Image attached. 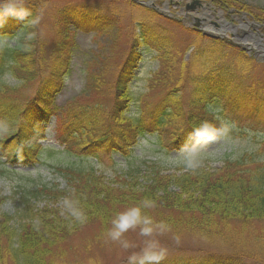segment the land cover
I'll list each match as a JSON object with an SVG mask.
<instances>
[{
  "label": "trees",
  "instance_id": "16d2710c",
  "mask_svg": "<svg viewBox=\"0 0 264 264\" xmlns=\"http://www.w3.org/2000/svg\"><path fill=\"white\" fill-rule=\"evenodd\" d=\"M203 1H211L223 11L247 13L264 26V6L238 0ZM23 3L28 17L7 16L0 23V78L8 76L18 83L10 86L0 81L1 174L15 172L5 164L34 160L41 150L38 142L44 139L43 124L52 115L56 139L67 156L91 159L98 165L115 161L118 152L122 159H130L132 148L145 135L167 152L182 150L191 142L193 127L204 121L217 128L243 121L245 125L239 126L242 138L264 129V77L261 84L256 80L261 88L256 83L245 86L243 80L257 68L264 75V66L223 41L206 40L195 30L130 0ZM44 15L59 28L54 49H47L37 36ZM124 17L132 27L131 42L114 78L105 82L108 70L103 64L91 68L82 93L56 107L53 98L67 74L63 60L68 52L60 41H67L69 26L105 34ZM261 32L264 34V28ZM14 38L18 39L15 46L3 43ZM145 52L154 53L158 69L146 80L145 93L134 98L130 86ZM34 83L33 93L28 95ZM252 88L253 93L248 90ZM104 94L105 101L112 103L107 110L97 107L90 97ZM153 95H157L155 102L150 101ZM33 123L37 125L33 127ZM142 166L126 167L110 178L93 167L56 168L65 178L66 189L43 186L24 190L22 220L17 227L11 216L0 212V264H66L64 245L83 226H98L94 241L101 244L109 239L107 231L115 215L144 199L155 204L143 210L144 214L154 222L167 223L169 236L199 238L217 251L229 250L218 262L210 255L198 264H244L249 259L264 264L263 228L258 227L264 224V141L255 152L224 160L218 169L203 165L163 174L155 163L143 162ZM67 196L79 201L88 217L84 224L61 215L59 205ZM37 198L48 205L35 213L29 201Z\"/></svg>",
  "mask_w": 264,
  "mask_h": 264
},
{
  "label": "rangeland",
  "instance_id": "374dc122",
  "mask_svg": "<svg viewBox=\"0 0 264 264\" xmlns=\"http://www.w3.org/2000/svg\"><path fill=\"white\" fill-rule=\"evenodd\" d=\"M164 4L170 7V2L173 0H161ZM241 3H246L252 6H264V0H238ZM197 12H200L197 10ZM177 17V11H171ZM215 15V13H213ZM42 21L37 26V36L41 42L45 43L47 49H54V41L59 40V28L55 24V20H48L45 15L42 16ZM235 19V18H234ZM236 20V19H235ZM131 25L128 23V18L124 17L120 21L113 23V26L105 33L100 34L94 31L79 30L75 26H69L65 37L67 41L61 44L64 50L68 52L67 58L63 60V64L67 74L63 76V86L55 94L53 103L57 107L63 106L67 101L80 95L84 88V80L91 68L105 66L108 70L105 76V82L114 78V73L117 67L122 63L128 48L130 46ZM239 33V32H238ZM228 36V32L225 33ZM16 40L4 41L10 46L16 45ZM238 42V41H237ZM206 46L207 41H203ZM52 49V51H53ZM185 58H188L189 52L186 53ZM155 55L152 52H145L142 54V61L137 65V70L134 72L135 80L130 86L133 97L137 98L145 93L146 80L143 73L146 69L154 66L155 72L157 70V62L154 59ZM101 68V66L99 67ZM262 70V69H260ZM260 70L254 71L245 76V86H250L252 83L261 84L264 75ZM152 72V73H153ZM151 73V74H152ZM1 82L10 86H17L18 83L9 77L0 78ZM56 80V79H54ZM261 88L260 85H257ZM35 83L31 85L28 95L33 93ZM251 93L255 89H248ZM104 97L90 96L97 107L102 109H109L111 101H105L107 94ZM157 95H153L150 101L155 102ZM245 123L238 121L233 127H227L226 133L219 141L210 143L205 150L206 158L204 164L211 169H218L222 166L224 160H234L238 156L246 152H255L258 150V144L264 141V129L259 128L254 133L249 132L246 138H242L239 126L243 127ZM55 119L51 117L47 123L44 134L45 139L40 143L41 150L35 154V160L27 163H18L14 165L17 172L0 173V178H7L13 183L12 192L9 195L0 196L3 200H12L15 210L8 214L13 218L12 225L17 227L18 222L22 220L20 213L23 209L22 199L24 190H35L46 186L51 188L57 186L59 189H66V181L64 176L56 172V168L71 167L73 170H88L91 167L96 168L100 173L110 178L114 173H119L126 167L136 168L143 167V162L155 163L163 170V174L182 173L186 172L183 161V153L181 150L167 152L157 144L153 143V138L146 135L138 139V144L132 148V156L130 159L116 158L115 161H105L96 166L91 159H73L64 152L63 148L55 139ZM240 134V135H239ZM1 162L4 163L2 160ZM203 167V166H202ZM201 167V168H202ZM190 170V169H189ZM45 174L61 177L64 180V187L61 188L58 183L46 179ZM29 205L36 213L48 205L44 199H34L29 201ZM61 207V205H59ZM262 234L264 235V224ZM99 228L96 225H85L82 227L75 237L68 239L64 245L67 250L65 258L66 264H89V261H95V264H127L128 256L133 253H140L146 241L149 239L158 240L160 246L167 249V255L161 264H171L179 262L197 263L202 261L207 256L213 255L214 261L218 262L224 258L225 253L229 250L217 251L205 244L199 238L185 237L177 238L171 237L164 233L162 235L154 233L152 237H143L139 234V228L130 229L122 237L131 247L125 249L119 242H113L109 239L104 240L103 243H95V236H98ZM245 264H252L247 262Z\"/></svg>",
  "mask_w": 264,
  "mask_h": 264
},
{
  "label": "clouds",
  "instance_id": "9594fccd",
  "mask_svg": "<svg viewBox=\"0 0 264 264\" xmlns=\"http://www.w3.org/2000/svg\"><path fill=\"white\" fill-rule=\"evenodd\" d=\"M7 16H14L19 19L28 17L29 12L23 0H0V23ZM154 70V66L146 69L143 73L144 78L150 79ZM227 127L225 125L223 128H217L209 121H204L199 126L193 127L189 137L191 142L185 144L181 150L186 168L196 170L202 167L206 158L205 150L207 146L210 143L219 141L225 135ZM45 175L46 179L58 183L61 188L64 187L63 178L54 177L51 174ZM12 189L13 183L11 181L7 178H0V196L9 195ZM60 204L61 215H66L81 225L87 221L88 217L81 208L79 201L72 198V196L64 197ZM153 207H155V204L152 200L144 199L139 204L118 212L111 220V228L107 231V237L113 242H119L123 248L128 249L131 245L122 237L130 229L139 228V234L143 237H152L154 233L162 235L170 231V226L167 223L163 221L154 222L150 216L144 214L143 210ZM14 210L12 200H0V212L11 214ZM36 226H39V220L36 221ZM166 255L167 249L161 247L158 240L149 239L140 253H133L128 256L127 264H161ZM89 264H95V261L90 260Z\"/></svg>",
  "mask_w": 264,
  "mask_h": 264
},
{
  "label": "water",
  "instance_id": "95a60500",
  "mask_svg": "<svg viewBox=\"0 0 264 264\" xmlns=\"http://www.w3.org/2000/svg\"><path fill=\"white\" fill-rule=\"evenodd\" d=\"M196 3H198V2H196ZM143 5L144 6H147V7L155 8L152 5V3H150V2L147 3V4H143ZM156 10L159 11L158 9H156ZM196 22H199V20H196ZM220 22L223 23V27H228L229 29H235V30L240 29L239 27H236V26H234L232 24L226 23L223 19H221ZM195 26H198V23L195 24ZM244 27L251 28V29H256L258 26L255 25V24H248V23H246L244 25ZM202 33L204 35L209 36V37H212V38H221L220 36H215L213 34H209V33L205 32V31H203ZM231 36L233 37V34L232 33H231ZM253 36L254 37H250L249 39H246V40H251V42L253 43V46L248 45L246 43V40H241L242 41V44H236V45L239 46L243 51H245L247 53L253 52L256 56H257V54L260 53L261 55L259 54V56H261V58L264 59V47L263 46H260V44H259L260 42H263L264 43V39H262L258 34H254ZM256 47L259 48L261 52L260 51H256V49H255Z\"/></svg>",
  "mask_w": 264,
  "mask_h": 264
}]
</instances>
